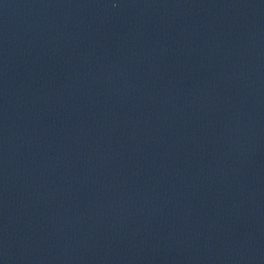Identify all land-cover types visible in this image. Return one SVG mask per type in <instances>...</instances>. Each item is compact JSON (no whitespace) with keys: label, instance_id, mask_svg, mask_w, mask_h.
<instances>
[{"label":"water","instance_id":"95a60500","mask_svg":"<svg viewBox=\"0 0 264 264\" xmlns=\"http://www.w3.org/2000/svg\"><path fill=\"white\" fill-rule=\"evenodd\" d=\"M0 264H264V0H0Z\"/></svg>","mask_w":264,"mask_h":264}]
</instances>
